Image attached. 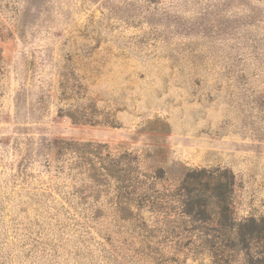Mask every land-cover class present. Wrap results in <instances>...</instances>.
<instances>
[{
	"label": "rangeland",
	"instance_id": "374dc122",
	"mask_svg": "<svg viewBox=\"0 0 264 264\" xmlns=\"http://www.w3.org/2000/svg\"><path fill=\"white\" fill-rule=\"evenodd\" d=\"M58 140L171 188L230 170L236 218H264V0H0V264L106 262L104 216L82 227L104 191L70 196Z\"/></svg>",
	"mask_w": 264,
	"mask_h": 264
},
{
	"label": "trees",
	"instance_id": "16d2710c",
	"mask_svg": "<svg viewBox=\"0 0 264 264\" xmlns=\"http://www.w3.org/2000/svg\"><path fill=\"white\" fill-rule=\"evenodd\" d=\"M55 146L74 156L67 165L80 177L81 191L70 193L78 204H87L86 192L104 191V210L86 212L82 227L96 226L104 216L105 264H186L188 256H207L213 264H264V218H236L230 170L192 169L171 188L160 184L162 171L145 174L136 156H114L105 144L58 140ZM112 233L127 234V242Z\"/></svg>",
	"mask_w": 264,
	"mask_h": 264
}]
</instances>
